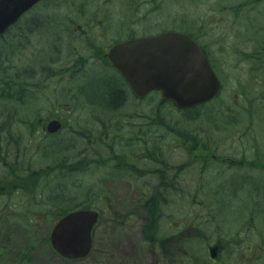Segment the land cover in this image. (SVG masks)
Wrapping results in <instances>:
<instances>
[{"label":"rangeland","instance_id":"374dc122","mask_svg":"<svg viewBox=\"0 0 264 264\" xmlns=\"http://www.w3.org/2000/svg\"><path fill=\"white\" fill-rule=\"evenodd\" d=\"M55 1L58 2L57 7L63 13V18H76L80 23H83V18L87 17L99 19V23L103 25L100 29L105 31L104 39L108 40V45L113 41L112 37L116 38L112 31H108L110 23L114 31L119 24H123V33H133L137 38L155 35L166 30L177 32L189 30L196 33L201 46L207 45L213 51L211 64L222 84L218 97L200 106V117L193 122L184 120L183 116L173 114L168 109L167 111L165 108L161 109V112H167L170 120L177 123L178 130L191 129L200 134L204 147L196 142L191 157L194 154L198 158L200 155L206 156L204 161L197 159L194 163H185L186 157L182 156L179 149H176L179 139L190 140L188 132L183 133L182 129L178 131V140L171 136L163 141L168 144L167 149L161 147L166 143L160 144L161 141L158 143L160 148H163L162 153L165 158H168L170 165L177 166L184 163L182 173L176 177L183 180L182 183H178L180 185L178 187L182 188L183 192L168 193L166 199L158 200L157 208L153 210V214L157 209L159 210L154 215L163 213L157 235L165 238L174 234L169 244L175 248L180 245V249L184 250L183 254L175 253L174 250L172 256L171 252H168V256L172 259L170 261L161 260V264H194L192 258H196L200 264L204 262L212 264L208 258L205 240L210 243L216 240V247L220 249L214 251L213 258L215 259L217 257L227 260L252 259L253 264H264V248L258 247L259 245L264 247V77L258 78L251 75L248 71L249 65L243 59L245 58L244 53L255 43L252 39L260 38L261 35L264 38V0ZM39 5L24 19L32 18L39 12L43 14L39 10ZM49 7L58 11L53 4ZM66 14L68 15L65 16ZM20 23H24V20ZM43 32L47 30L44 29L40 33ZM20 33L18 27L11 29L8 37L3 39L4 46L0 38V47H3V52L18 48L16 54H19L18 58L13 55L7 57L4 69L0 72V89L8 81L14 82L17 84L15 89L20 91L18 96L22 97L23 94L37 89L35 82L38 81L34 78L36 75H29L28 78L24 67H28L27 63L33 59L32 67L38 54L42 55V53L38 49L37 37L21 41ZM250 59L254 63L257 62L255 57ZM10 67H17L16 71L14 72ZM89 75L91 76V72ZM25 81L29 83L28 86L23 85ZM131 106L129 105L127 109ZM245 107L252 110L253 117L248 115ZM4 108L20 110L16 100L7 99L0 92V114L7 111ZM147 110L148 106L143 105L141 112ZM16 134L14 131V136ZM0 143L6 146L3 139ZM108 145L114 147L115 141L108 142ZM32 149L27 150L28 155L32 157L29 160L30 163L27 161L29 158L27 160H20V157L17 159L16 156L15 159L13 158V161L19 160L20 162L14 169L18 170L20 166L36 167L34 165L38 163L37 152L32 153ZM80 151L81 149L77 154H80ZM104 152L107 155V151L104 150ZM84 153L90 154L89 151ZM209 153L216 155L219 159L208 158ZM242 157L252 165L233 168L234 166L231 167L226 159L239 161ZM3 158L0 159L2 160L1 174L6 172L9 166ZM22 162L25 164H21ZM108 166L110 167L102 169L103 171L89 168L84 175L80 176V179L81 182L102 183V188H105L104 194L109 193L110 196H104L102 193L101 199H98L94 193L93 196L86 192L82 195L81 190L76 187L64 186L66 195L63 196L66 199L53 198L49 201L47 200L49 190H45L42 201L33 206L35 212L30 210L28 213L35 230L36 244L40 238L44 237V231L47 229L50 231L56 222L60 211H57V208H61V211H63L62 207L66 210L73 207L96 209L100 219L104 217L107 220L105 226H102V222L98 223L101 226L98 230L101 240L98 238L97 250L90 258L65 262L55 255L53 250L43 247L44 244L37 243L35 259L39 264H100L95 261V258L100 256L99 254H103L99 259L105 258L104 262L107 264H142L144 262L137 256L143 247L140 238L143 213L139 210L138 204L142 200L141 196L145 197L146 191L151 188L148 182L153 178L152 176H150L151 179L139 178L136 184H141L142 187L138 188L137 185V188L132 189L127 181L115 180L118 170H113V163ZM107 172L114 175L106 176ZM103 178H108V180H103ZM31 183L40 185L41 182L34 179ZM32 185L24 184L23 190L31 191ZM94 186L95 188L91 187L92 190L98 189L97 185ZM15 187L13 184V190ZM167 188L169 189L170 186ZM68 194L70 196H67ZM171 194L173 197H170ZM18 199L16 195H13L9 201L17 207ZM4 201L6 200L2 198L1 203ZM24 205L21 203L20 207ZM106 206L108 210L105 211ZM109 210H116L126 214L127 217L114 225L109 220V213H106ZM6 217L8 216L4 214L1 218L0 227ZM24 224L16 223L14 226L10 225L9 229L0 228V257L13 247L23 246L26 231L31 228L28 220ZM194 234L202 240L193 239ZM180 240L183 241L182 244L179 243ZM243 241L252 246V250L250 247L248 249L251 251H245L246 243ZM228 242L229 246L226 250L223 247ZM234 246H239V251L232 250ZM145 249L150 251L149 248ZM148 250L144 255L155 262L154 256H149ZM0 264L7 263L0 259ZM237 264L246 263L238 262Z\"/></svg>","mask_w":264,"mask_h":264},{"label":"flooded vegetation","instance_id":"af4514ba","mask_svg":"<svg viewBox=\"0 0 264 264\" xmlns=\"http://www.w3.org/2000/svg\"><path fill=\"white\" fill-rule=\"evenodd\" d=\"M44 20L48 21V25L44 28L40 27V30L46 29L47 32H38V45L44 58L42 64L38 67H25L26 71L31 69V73L36 75L34 78L38 80L35 82L37 89L22 95L20 113L14 110L13 113L0 114V135H3L2 139L6 144L5 146L0 143V159L5 155L3 159L9 164L6 172L1 174L0 171V216L4 214L10 216L12 213L13 204L9 199L12 198L13 191L18 188L16 187L15 190L12 188L14 179L21 180L29 175L41 176V172L45 170L48 172L47 175L52 172L56 175L57 171L67 166L73 169L80 166L81 170L94 169L90 167L93 163L96 167H100V171H103L102 169L110 167L107 162L111 157L112 160L118 161V165H115L118 166L115 180L127 181L130 186H137L139 178H153L148 182L149 186L157 187L161 183L164 185L165 194L160 196L158 193L155 194L158 200L166 199L170 192L182 193L183 190L178 187L180 186L178 183H182L183 180L176 177L182 173L184 163L177 166L170 165L162 151V158L165 161L163 165L157 166L155 159H151L157 154V132L155 127L147 122L156 116V92L150 90L144 97L139 96L131 89L124 75L108 57L112 47L121 42L136 39L135 34L123 33V24H119L114 31L109 23L108 31H112V34L120 39L112 37L113 41L108 45V40L104 39L105 31L100 29L103 25L95 17L83 18V23L71 17L57 20L45 18ZM29 75L30 73L27 72L28 78ZM28 84L27 81L23 82L24 86ZM148 98L147 104H142V101ZM129 105L132 106L127 109ZM143 105H148L149 115L141 112ZM53 121L58 122L57 130H53V127L49 125ZM79 122H88L89 129ZM101 122L104 124L109 122L110 125L121 122L122 126L130 128L135 135L139 128L149 129V131L142 135L147 136L145 140L141 141V135L136 136L133 141L136 145L131 148H121L117 150L119 153L117 156H107L108 158L103 159L98 152L103 149L100 146L105 145L106 149H113V146L108 145L110 142L108 132L105 136L104 131L95 129L101 126L97 124ZM14 131L17 133L15 136ZM171 136L173 135L164 133L163 141ZM173 137L176 139V136ZM199 140L204 147L201 138ZM140 142L144 145L141 146ZM163 143L160 142V144ZM77 145H82L79 148L81 149L80 154H77L79 153ZM161 147L167 149L168 144L161 145ZM30 148H33L32 153L37 152L38 163L34 165L36 167L20 166V169H14L20 164L19 160L13 161L15 156L17 159L20 157V160L29 158L27 160L29 162L32 157L28 155L27 150ZM194 148V146L180 145L178 141L176 143V149L182 150V156L186 157L185 163H194L197 159L204 161L206 158L203 155L198 158L195 154L191 157ZM85 151H89L90 154H85ZM209 157L213 160L217 158L212 153H209ZM226 159L229 163L233 160ZM66 161L68 164H61ZM143 166L144 168H141ZM76 175L74 173V177ZM105 175L109 176L110 173L107 172ZM27 179L28 177L23 181L28 182ZM103 180H108V178H103ZM94 184L100 183L95 182ZM168 186H170L169 189ZM170 197L173 195L171 194ZM2 198L6 200L4 203H1ZM213 244L216 245V240ZM225 260L217 257L211 261L213 264H223ZM238 262L251 264L252 259H237L234 262L229 260L230 264Z\"/></svg>","mask_w":264,"mask_h":264},{"label":"trees","instance_id":"16d2710c","mask_svg":"<svg viewBox=\"0 0 264 264\" xmlns=\"http://www.w3.org/2000/svg\"><path fill=\"white\" fill-rule=\"evenodd\" d=\"M46 1V2H45ZM66 2H69L68 0H65ZM57 3L55 0H44L42 1V5H39V10L42 13H38V15H34L32 18H26L22 17L21 21L24 20V23H20L21 21H19L18 23H16L14 26H12L9 30H7L2 36H0V38H2V40L6 39L8 37V33L9 31H11V29H14L15 27H18L20 30V40L24 41L26 39H29L31 37H34L40 30L41 28L47 27L48 25V21H45V18H51V19H59V18H63L61 11L59 10V8L57 7ZM50 4H53L58 11H55V9H52V7H49ZM32 13V12H31ZM30 13V14H31ZM68 14H66L65 16H67ZM46 22V23H45ZM44 23V24H43ZM42 24V25H41ZM40 25V26H39ZM187 33L193 37L194 39L197 40V35L195 32L186 30ZM202 36V35H201ZM4 40L2 42V46H4ZM252 40H254V45L252 46V48L250 49V51H246L244 53L245 58H243L244 60H246L249 65H250V70L251 72H249L251 75H255L258 78L259 77H264V38L261 35L260 38L254 37ZM198 41V40H197ZM199 43V42H198ZM16 44V43H15ZM209 44V43H207ZM3 47H0V72L2 71V69H4V63L7 60L8 56H16L18 58L19 54H16L18 48H13L12 50L9 51H2ZM201 48L206 52V54H208V56L210 57V59L213 57V51L210 50L207 45H202ZM243 55V54H242ZM251 57H255V59L257 60V62H253L252 59H250ZM17 67H10L11 70H13L14 72L16 71ZM3 88L0 89L1 94L3 95V97H7V98H13L16 101H19L20 103H22V97L21 95H19L20 91H17V84L11 81H8V83H5L2 85ZM148 106V105H147ZM171 105H169L167 102H162V101H157V112H156V116L151 119L149 122V124L153 125L155 127V130L157 132L156 134V139H157V154L152 156V158L155 159V164L157 166L163 165V163L165 161H163V154L161 153L162 149L159 146V142L164 140L163 135L164 133L166 134H172L173 136H176V140H178V131H181V129H177V123L173 122L172 120L169 119V116L166 114L167 109H169ZM169 107V108H168ZM165 108L166 111L161 112V109ZM246 112L248 113V115L250 114V117L252 116V110L249 107H245ZM143 114H148L149 111H145L142 112ZM180 114H184L183 116L188 120V121H196L199 117H200V112H199V108H195L192 109L190 111H186L184 113H180ZM186 114V115H185ZM149 115V114H148ZM181 115V116H182ZM148 121V120H146ZM98 125L101 124V126H97L95 129L98 130H102L104 131L105 136L107 135L108 132V140L110 142H114L115 141V148L114 149H108L107 151L111 152L114 157L117 156L118 151L117 148L119 150V148H131L132 146L136 145V143L134 144L133 141L136 139V136H140L141 141L145 140L146 137L142 136L144 133L148 132L149 129H141L139 128V131L136 132V135L134 133H132V130L130 128L124 127L122 126L121 122H115V124L111 125L109 124V122H106V124H104L103 122L101 123H97ZM141 130V132H140ZM190 133H189V132ZM182 132H188V136L190 137L189 141H184V140H180V145H185V146H194L196 142L200 143L201 141L199 140L198 134L193 132L190 129H182ZM179 135V134H178ZM119 136V137H116ZM178 142V144H179ZM140 145L143 146L144 144L142 142H140ZM4 147V146H3ZM102 148L104 147V145L101 146ZM191 150V149H190ZM182 151V150H181ZM108 152V153H109ZM109 156V155H108ZM112 156V155H111ZM112 158V157H111ZM115 161V160H114ZM150 163H152L150 161ZM173 163V162H172ZM61 164H64V162H61ZM168 167V166H167ZM81 169L80 166L75 167V169L73 168H61L60 171H57L56 175L50 174L47 175L46 173H48L46 170L44 172H41L42 175L41 176H36V175H29L26 176L28 177V182H24L23 179L26 177L21 178V180H15L14 184L15 186H17L18 188L13 192V195H16L19 199V202L16 203V205H18L17 207H15L12 210V216L9 219H6L3 221V223L1 224V229H9L10 225L14 226L16 223L21 224V225H25L24 223L27 222L28 220V225L31 226V228H29L26 231V237H25V242L23 244V246H19V247H13V249H11L10 251H6L4 255H2L0 257V259H2L3 261H5L7 264H39L36 259H35V252L36 251V244L37 243H41L44 244L43 247L48 248L51 250L50 245H49V239H48V233H49V229H47L46 231H44L43 233V238H40L39 241H37V243L35 244V230L32 227V221L29 220V218H31L30 216H28V213L30 210L35 212V208L33 207L34 205H36L37 203L41 202L42 200V196H43V191L45 192V190H49V195L47 197V200H52L53 198H59V199H66L63 195H66V192L64 191L63 187L64 186H71V187H76L77 189L81 190L80 193L83 195L84 192H86L88 195L93 196H98L97 198L101 199V195L102 193L104 194L105 191L102 189V184H97L98 189H93L91 187H94V185H92L89 182H85L82 181L80 179L79 173H81ZM74 173H76L77 175L74 177ZM82 174V173H81ZM5 175V174H4ZM40 180V185H32L31 180ZM30 180V181H29ZM55 182V183H54ZM31 184L33 186V189L31 191H24L23 190V186L24 184ZM162 184V183H161ZM157 186L155 190H148V198L144 199V202L142 203L141 206H139V210H142L141 212H147L148 215H154L156 212L158 213L159 210L157 209V211L154 212L153 214V210H155L157 208V204H158V199H156L155 194L158 193V195H162L165 194L164 192V185ZM141 188V185H140ZM26 189V187H25ZM28 195V196H26ZM61 195V196H59ZM105 195H109V193L104 194ZM67 196H70L69 194ZM21 203H24L25 205L23 207L21 206ZM76 206V205H75ZM143 206V207H142ZM51 207V206H49ZM63 211H61V208L58 209L57 211H59V215L65 214L69 211H72L74 209H76V207L70 208L68 210L65 209V207H62ZM104 210H108L107 206L104 207ZM108 217L110 218V222L114 223V225L118 224L121 220L125 219V214H122L121 212H118L116 210H109ZM57 215V217L59 216ZM147 218L145 225L142 227L141 231L143 234V242L145 244H147L146 248H150V251L148 249H141L139 251V253L137 254V256H139L141 258V260H143L144 262L142 264H157L159 261H155L154 263L151 262L150 258H146V256L144 255V253L148 250L149 251V256L154 255L156 253V251L158 252V254L160 255L157 259L160 258H168L171 259V256L173 254V247L172 245L169 244V240H163V243H165V246L167 248H163V249H158L156 251H154L152 249V243L157 239V225L155 223V219L154 216H150ZM1 218H3L2 216H0V220ZM27 219V220H26ZM105 221H107L104 217L102 219H100L99 222H102V226H105ZM1 223V222H0ZM112 223V224H113ZM104 224V225H103ZM101 226L97 225L96 228L94 229L93 232V247H92V251L89 253V255L87 256V258H90V256L92 257V253L94 251L97 250L96 247L98 244V238L101 240L100 234L98 233V230ZM26 228V226H25ZM96 248V249H95ZM5 250V248H4ZM2 251V250H1ZM151 252V253H150ZM168 252H171V256H168ZM176 252V251H174ZM54 253V252H53ZM55 254V253H54ZM56 255V254H55ZM100 256L95 258L96 262H100V264H107L104 262L105 258L99 259L101 258V256L103 254H99ZM156 256V255H154ZM60 258V257H59ZM61 260L65 261V262H72L75 260H66V259H62ZM66 264V263H64Z\"/></svg>","mask_w":264,"mask_h":264},{"label":"water","instance_id":"95a60500","mask_svg":"<svg viewBox=\"0 0 264 264\" xmlns=\"http://www.w3.org/2000/svg\"><path fill=\"white\" fill-rule=\"evenodd\" d=\"M39 1L0 0V35ZM108 56L136 93L144 95L156 88L179 109L206 102L220 87L207 57L186 34L166 32L124 42L112 48ZM97 219V211L91 209L64 215L51 230V246L66 258L85 257L91 248ZM213 253L211 249L212 257Z\"/></svg>","mask_w":264,"mask_h":264}]
</instances>
